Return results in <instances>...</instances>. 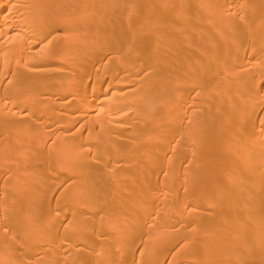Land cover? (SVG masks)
<instances>
[{
    "label": "bare ground",
    "instance_id": "obj_1",
    "mask_svg": "<svg viewBox=\"0 0 264 264\" xmlns=\"http://www.w3.org/2000/svg\"><path fill=\"white\" fill-rule=\"evenodd\" d=\"M0 264H264V0H0Z\"/></svg>",
    "mask_w": 264,
    "mask_h": 264
},
{
    "label": "rangeland",
    "instance_id": "obj_2",
    "mask_svg": "<svg viewBox=\"0 0 264 264\" xmlns=\"http://www.w3.org/2000/svg\"><path fill=\"white\" fill-rule=\"evenodd\" d=\"M14 162H15V161H14ZM119 168H121V167H119ZM121 169H122V168H121ZM121 169H120V172L122 171ZM118 180H120V181H118ZM118 180H117V181H116V179H115V180H112L111 183H112V182H113V183H112V185H111V184H110V185L113 186V187H114V186L116 187L118 184L121 185L122 180H121L120 178H118ZM1 182H4V181L2 180ZM114 184H115V185H114ZM1 185H2V184H1ZM183 189H184V188H183ZM12 198H14V197H12ZM12 198H11V199H12ZM157 202H158V201H157ZM22 215H23V213H21V216H22ZM148 226H149V225H146L145 227L147 228ZM145 227H144V228H145ZM146 228H145V229H146ZM9 233H10V232H9ZM13 236H14V234H12V237H13ZM10 237H11V236H10ZM10 239H11V238H10Z\"/></svg>",
    "mask_w": 264,
    "mask_h": 264
}]
</instances>
